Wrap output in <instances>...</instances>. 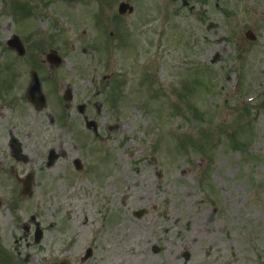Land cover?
<instances>
[{
  "label": "rangeland",
  "instance_id": "rangeland-1",
  "mask_svg": "<svg viewBox=\"0 0 264 264\" xmlns=\"http://www.w3.org/2000/svg\"><path fill=\"white\" fill-rule=\"evenodd\" d=\"M17 1L31 9L23 28L13 8ZM121 1L73 0L66 7L59 0H0V70H7L2 53L11 33L26 39L36 31L42 40L48 32L65 61L61 88L76 87L75 104L85 103L83 94L94 96L92 120L103 143L95 136L79 139L77 134L90 133L72 111L68 119L87 169L73 174L61 157L56 168L38 173L29 206L36 196L48 229L38 245L69 264H80L88 246L92 255L83 264H184L186 248L200 264H264V0H187L184 9L182 0H161L167 20L156 18L160 5L153 0H126L136 13L123 23L114 19ZM46 14L53 16L47 24ZM248 29L257 37L254 43L244 38ZM113 30L124 47L130 37L124 51L108 38ZM106 41L108 53L102 49ZM198 84L207 93L195 90ZM122 88L126 102L119 101ZM144 99L159 113L149 111ZM190 108L209 111L208 123L193 119ZM46 111L48 134L54 131ZM106 122L119 127L107 131ZM204 128L210 135L195 139ZM62 137L66 157L74 155ZM140 209L146 210L143 218L135 220L132 212ZM191 213L199 224L194 234L187 223ZM30 252L20 241V259ZM20 262L42 264L37 257Z\"/></svg>",
  "mask_w": 264,
  "mask_h": 264
},
{
  "label": "flooded vegetation",
  "instance_id": "flooded-vegetation-1",
  "mask_svg": "<svg viewBox=\"0 0 264 264\" xmlns=\"http://www.w3.org/2000/svg\"><path fill=\"white\" fill-rule=\"evenodd\" d=\"M8 47V46H7ZM8 49L13 53V50L8 47ZM29 45L23 46V62L25 64V68L28 70V66L26 65L28 62V52ZM36 58L42 62L43 58ZM36 59V60H37ZM37 60V61H38ZM21 72H25V70H21ZM10 75H12V70H10ZM14 104H9L6 107V111L9 114L10 121L9 122H0V173L17 170V168H21L22 164L28 163L29 159L27 153L33 150H47L48 152H52L53 156H58L59 145L56 142L46 143L42 131L38 126L40 121L38 119L39 113L38 110L33 108L34 117L27 115L21 107H14ZM85 118L82 120L84 121ZM17 121L18 126L14 127L12 125V121ZM29 121V123H28ZM9 125V126H7ZM8 132V133H7ZM7 133V134H6ZM15 135L19 148H15L10 143V137ZM54 140L53 137L50 138ZM50 158V157H49ZM46 162V159H45ZM55 163L51 165L54 166ZM18 183V178H15ZM2 180L0 179V187L2 186ZM24 207L20 204V202H16V198H2L0 197V244L5 242L6 236L11 233H14L13 227L17 228L21 232L30 233V229L26 224H23L19 218H15L14 214H23ZM34 230L32 233L34 234Z\"/></svg>",
  "mask_w": 264,
  "mask_h": 264
},
{
  "label": "water",
  "instance_id": "water-1",
  "mask_svg": "<svg viewBox=\"0 0 264 264\" xmlns=\"http://www.w3.org/2000/svg\"><path fill=\"white\" fill-rule=\"evenodd\" d=\"M89 256H90V251L88 250V251L86 252L85 257L83 258V260H84V259H87Z\"/></svg>",
  "mask_w": 264,
  "mask_h": 264
}]
</instances>
